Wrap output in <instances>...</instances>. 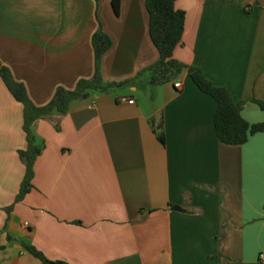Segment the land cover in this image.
Masks as SVG:
<instances>
[{"label": "crops", "instance_id": "crops-1", "mask_svg": "<svg viewBox=\"0 0 264 264\" xmlns=\"http://www.w3.org/2000/svg\"><path fill=\"white\" fill-rule=\"evenodd\" d=\"M146 3L122 0L117 16L112 0H0V64L45 107L59 88L94 77L101 23L113 40L105 83L134 79L160 58ZM176 8L186 31L175 58L230 90L249 124H264L255 102H264V0ZM217 109L188 72L162 86L145 75L91 92L34 123L41 154L33 187L17 201L25 111L0 75V264H44L26 246L66 264H264V133L223 144Z\"/></svg>", "mask_w": 264, "mask_h": 264}, {"label": "trees", "instance_id": "trees-1", "mask_svg": "<svg viewBox=\"0 0 264 264\" xmlns=\"http://www.w3.org/2000/svg\"><path fill=\"white\" fill-rule=\"evenodd\" d=\"M178 0H147L146 6L150 17V36L159 51V61L143 70L134 79L121 83H105L102 72L104 55L113 47L112 38L107 35L100 23L99 30L93 37L95 50V74L92 79H82L75 90L59 88L51 101L45 107L36 106L31 100L26 87L19 83L10 68L0 64V75L13 97L24 106L25 125L28 150L21 152V158L27 167L26 179L17 201H21L30 192L34 178V166L41 154L36 144L32 128L34 123L53 113L65 115L72 104L85 98L89 93H112L129 86L136 85L142 77L149 75L151 84L162 86L178 79L184 72H188L195 85L205 94L213 97L218 103L215 115V128L219 140L229 146H242L251 137L264 133V124L251 125L243 117V104L236 103L230 90L215 86L196 66H189L175 58L176 50L183 46L186 31V13L176 8ZM122 0H112L115 14H121ZM264 111V102L255 101ZM161 143H165L164 127L157 131ZM27 250L44 264H66L53 262L41 251L33 246H26Z\"/></svg>", "mask_w": 264, "mask_h": 264}, {"label": "built area", "instance_id": "built-area-1", "mask_svg": "<svg viewBox=\"0 0 264 264\" xmlns=\"http://www.w3.org/2000/svg\"><path fill=\"white\" fill-rule=\"evenodd\" d=\"M176 88L179 89V90L182 89V84L181 83H176ZM121 101L122 102H128L129 104H132V105L135 103L134 100H129L127 98H122ZM26 226H29V224H26Z\"/></svg>", "mask_w": 264, "mask_h": 264}, {"label": "rangeland", "instance_id": "rangeland-1", "mask_svg": "<svg viewBox=\"0 0 264 264\" xmlns=\"http://www.w3.org/2000/svg\"><path fill=\"white\" fill-rule=\"evenodd\" d=\"M118 91V90H117Z\"/></svg>", "mask_w": 264, "mask_h": 264}]
</instances>
